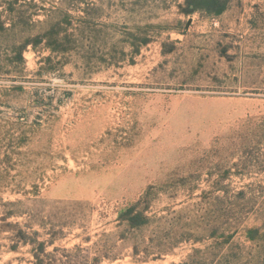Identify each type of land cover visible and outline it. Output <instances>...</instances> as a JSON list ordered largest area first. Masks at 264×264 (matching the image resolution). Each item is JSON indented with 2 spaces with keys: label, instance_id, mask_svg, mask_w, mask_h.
I'll use <instances>...</instances> for the list:
<instances>
[{
  "label": "rangeland",
  "instance_id": "rangeland-1",
  "mask_svg": "<svg viewBox=\"0 0 264 264\" xmlns=\"http://www.w3.org/2000/svg\"><path fill=\"white\" fill-rule=\"evenodd\" d=\"M184 2L0 0V264H35L44 241L78 262L102 234L121 255L102 264H136L118 212L140 200L157 219L139 240H189L140 264L264 235V0ZM222 252L264 264V236Z\"/></svg>",
  "mask_w": 264,
  "mask_h": 264
},
{
  "label": "trees",
  "instance_id": "trees-1",
  "mask_svg": "<svg viewBox=\"0 0 264 264\" xmlns=\"http://www.w3.org/2000/svg\"><path fill=\"white\" fill-rule=\"evenodd\" d=\"M230 4L231 0H185L183 4L179 5V10L180 13L185 16L204 13L209 16L218 17L229 9ZM30 44L31 43L25 42L20 46L21 50L19 57L22 62H24L23 51L26 50ZM156 219L157 216L152 214L150 205L146 200H140L137 203L125 206L118 212V227L124 231L121 240L126 247L132 249V257L136 264L148 262L151 255L156 254V250H158L159 254L154 260L173 252L179 244L189 241L185 235H182L181 239L174 244L163 242L161 245H154L150 241L139 240L138 232L150 229ZM239 232H243L245 238L249 242L260 241L264 236L261 227H244L241 231H239V229L218 230L214 235L208 237V239L214 241L209 248L203 250L194 249L193 253L188 256L186 261L173 264H218L224 259L223 257L227 256V254L222 252V249L230 245ZM102 237L103 239L95 244L93 252L85 249L83 250L81 246H76L73 249L79 252H89L87 257L78 258V262L74 260L75 256L70 255V250L64 249L65 252L62 254V257L58 258L60 254L59 249H55L53 253H47V247L50 243L46 241L40 242L41 253L44 257L42 258L36 255L37 262H35V264H102L105 261L113 262L119 259L121 255H111L112 252L109 250L106 239L109 236L107 234H102ZM86 241H88V239H86ZM220 246H222V248H219Z\"/></svg>",
  "mask_w": 264,
  "mask_h": 264
}]
</instances>
